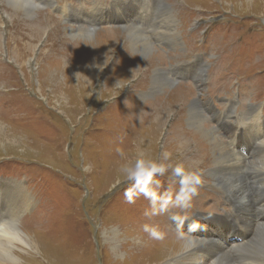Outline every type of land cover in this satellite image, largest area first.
Wrapping results in <instances>:
<instances>
[{"label": "rangeland", "instance_id": "rangeland-1", "mask_svg": "<svg viewBox=\"0 0 264 264\" xmlns=\"http://www.w3.org/2000/svg\"><path fill=\"white\" fill-rule=\"evenodd\" d=\"M32 2L41 11L29 20L0 0V123L6 127L0 135L24 144L0 142V178L27 185L33 201L18 223L44 247L37 255L17 252L21 264H160L154 254L167 245L162 240L206 239L217 230L209 221L221 222L220 234L232 226L245 231L226 253L227 264L255 261L247 245L256 240L264 211L242 223L221 184L230 174L243 177L260 189L249 194L251 211L264 210V0ZM57 29L61 41L53 35ZM90 41L98 45L92 53ZM157 55L162 61L154 64ZM119 56L134 66L124 67ZM157 99L148 116L126 111L128 100L146 107ZM257 115L260 139L251 140L244 156L236 135L217 122L252 125ZM213 129L240 166L247 159L258 167L229 173L210 166L197 150L203 140L193 136ZM180 134L186 149L178 153L173 141ZM139 150L143 155L134 156ZM153 167L163 171L153 173L150 195L135 173ZM200 217L199 230L191 220ZM142 236L157 244L146 248L149 257L141 254Z\"/></svg>", "mask_w": 264, "mask_h": 264}, {"label": "bare ground", "instance_id": "bare-ground-1", "mask_svg": "<svg viewBox=\"0 0 264 264\" xmlns=\"http://www.w3.org/2000/svg\"><path fill=\"white\" fill-rule=\"evenodd\" d=\"M6 1L11 2L13 4V6L16 9L15 10L16 12H19L22 15L26 14V17L29 20L36 19V17H37L36 15L41 11V9H39L35 4H33L32 0H6ZM42 1L44 2V0H42ZM135 1H136V3H138V0H135ZM44 3H45V5H50L52 7H55L53 0H49V1L46 0ZM109 11H112V8ZM80 13H81V11H80ZM136 16H142V15L138 14ZM116 19L118 20V18H116ZM15 20H16V18H15ZM46 20H47V18H46ZM92 21H97V19H93ZM28 22H30V21H28ZM31 22H33V21H31ZM42 22H43V20H42ZM38 23H40V20ZM156 29H159L158 24L155 26V30ZM160 30H161V28H160ZM72 33H74V32H72ZM53 35L55 37H59L60 41H61V39H63L62 34L58 33V29L55 32H53ZM172 35H174V34H172ZM65 43H67V41H65ZM65 43L63 41L61 42V44H65ZM78 44H80V43H78ZM87 45H89V53L90 52L92 53L96 49V47L98 46V45L96 46V43L92 44L91 41ZM93 46H95V48ZM85 47H86V45H85ZM54 54H56V56L60 57L57 50H54ZM154 58H156L154 61V64L162 61V56H160V55H157ZM118 59H119V61H122V63L124 64V67L125 66L129 67L132 65L134 66V63H132L129 60H124V58L121 56H119ZM147 73H149V70L147 71ZM204 74L199 75L201 83H202V79L204 78ZM9 75L7 78H10ZM79 76H80V74H79ZM3 84L4 83H0V86H3ZM157 86L158 85L156 83H154L153 89H156ZM181 89L184 91L187 90L184 87ZM129 93L131 94V92H129ZM59 96H60V98H62L63 96L66 97V95L63 93H61ZM129 101L133 102L132 100H128L125 108H126V111L130 114V117H133L132 115H134L138 112H144L148 116L151 112H153L154 106H156L159 99H157L156 101L148 103L146 107H142L138 103H135L137 105L136 107H132V104ZM166 101H167L166 98H164V99L162 98L161 104L164 105V103H166ZM158 111L159 110L157 109L154 114H156ZM130 119L132 120V118H130ZM155 124H156V131L158 132V130L160 129V121L158 119H156ZM258 124H259L258 115L252 117V125H246V124L242 125L241 123L237 122L233 126H228V125L222 124L221 122H219V123L217 122V125L219 127L221 126L223 129H225V131L228 134H230L232 136L236 135V137H237V140L235 141V143L237 145L236 148L244 156L250 155L248 150L246 149V146L250 145L251 140L254 138L260 139V131L257 127ZM241 126H244V128L241 129ZM5 129H6V127L2 123H0V132L4 135L6 134ZM205 129H208V128H205ZM216 131H217L216 129L215 130L213 129V131H211V133H210V136L206 135L210 131H205V130L199 134H194L193 137H196V139H197V137H199L203 140V142L197 141V146H198L197 150H199V152H201L205 156L204 160L206 162H208L210 164V166L212 165V167L216 168L217 170L228 171L229 173H234V171L240 166V164L238 162H236V160L238 159V157H237L238 155L229 147V145H227L225 143V141L222 139V137L218 136ZM4 135H0V142L3 140H6V141H10V143H12V144L24 146V144H20L18 142L17 137L12 136V137L8 138ZM252 136H255V137H252ZM174 139H176L173 141V144L175 145L174 149H177L178 153L179 152L181 153L182 150L186 149V146H183V144L185 143L184 142V134H182V135L180 134V136H176V137H174ZM228 139L231 141L232 138L229 137ZM246 141H248V142H246ZM38 145L41 147H44L43 145H41V143ZM230 145H231V143H230ZM261 148H264V141L261 143ZM40 149L46 155H49L47 150L42 149V148H40ZM209 152H212L213 159H210ZM199 154L200 153H198V155ZM137 155H139V156L143 155L141 150H139V153H136V155H134V156H137ZM184 159H186V158H184ZM191 165H192V163H191ZM197 165H199V164H197ZM261 166H262V168H264L263 164H261ZM254 167H258V166L252 164V162L245 159L244 162L242 163V165L239 167V171L243 170L244 168L246 170H250L251 168L255 169ZM219 172H217V174L220 175ZM193 173H195V172H193ZM254 174L256 176V173H254ZM230 176L231 177L228 178L229 180L227 178L224 179V181H227V184H221V186H222V188H224L223 190L225 191V193L227 195H229L230 199L237 205L235 211H236V214H238V216L242 217L241 222L246 224L250 220V217L253 215L254 212L264 211L262 208V205L258 207V210L254 209L255 211L254 210L251 211L254 208V206L252 205V202H251V200L253 198L249 194L250 193H260V189L252 187V185L249 186L248 182H245L243 180V177L239 178L234 174H230ZM249 177H250V180H253V182H254L255 177L254 176H249ZM220 180H221V178H220ZM26 186L24 185V183H20L19 181H15L13 179L3 180L0 178V264H21L22 262H21V259L16 254L17 252H20V253L31 252V253H34L36 255L39 254L41 251L44 252V247L39 244V246H41V248H40L41 250H39L38 242L34 239V237L28 236L27 233L24 231V229H22V227L25 225L22 224V226L20 227V225L18 223V218L20 217V215L24 211H26L27 209H30V206L32 205V201H33L32 195L28 192V190L26 189L27 188ZM259 216H264V214L260 213ZM205 220L207 222L209 221L208 219H205ZM201 222H204V219H202L201 217L191 220V223L194 225H197L199 230L201 228H203L202 226H200ZM209 222H210L211 226L216 223L217 230L214 232H212L210 230L208 233H205L206 239L191 238L189 240H184L182 238H177L176 236H172V237L169 236V239L167 241L162 240L167 245H165V246L160 245L159 248L162 247L163 249L160 250L157 254H154L155 256H160V261H162L160 264H169V263L170 264H227L228 262H230L229 259H226V257H228V256H226V253L229 251V249L235 247L234 242H235L236 238H237V240H242L245 238L244 237L245 231L244 232L240 231L241 228H239L237 226H232V227H229L224 234H220L219 229L221 227V222H215V221H209ZM260 225H262V226L259 227L257 230L256 240L253 243L247 245L249 248L248 250L251 249L249 255H254L255 261H252L254 259L248 258V259H245L243 261L244 264H248V261L251 264H263L264 263V226H263L264 222H263V224H260ZM199 237H201V235ZM175 238H176V240H175ZM116 239H117V236L113 230V234L111 233V237H110V241H111L110 244H111V247H112V245H114L113 248H115V249L117 247V246H115V243H117ZM140 241H141V243H140L141 246L139 245V247H141V254L143 251H145V252H143L144 255L142 254L143 256H146V257L151 256L152 253L147 252L146 248H148V249L149 248H156L157 244L155 242H149V240L145 236H142V239L140 238ZM152 245H155V246H152ZM172 245H174V246H172ZM231 255H233V254H231ZM178 257H180V258L178 259Z\"/></svg>", "mask_w": 264, "mask_h": 264}, {"label": "clouds", "instance_id": "clouds-1", "mask_svg": "<svg viewBox=\"0 0 264 264\" xmlns=\"http://www.w3.org/2000/svg\"><path fill=\"white\" fill-rule=\"evenodd\" d=\"M157 171H163V169L153 167L151 170H145V169L141 168L138 172L135 173V176L138 178V182H139L141 191L151 195V193L149 192V189H148V183L151 180L153 173H155ZM175 174L181 176L183 185H187L189 183V178L183 176L181 168L177 167L175 169ZM196 183H199L198 179H196ZM125 197H126V199H128V202H130V203L132 202V198H131L132 193L130 190L125 191ZM144 230L148 231L150 233L154 232V230L150 229L149 226H147V225H145Z\"/></svg>", "mask_w": 264, "mask_h": 264}]
</instances>
